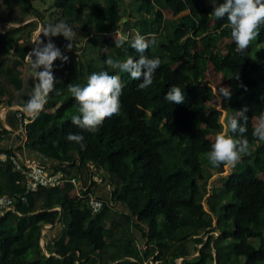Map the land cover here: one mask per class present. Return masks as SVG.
Segmentation results:
<instances>
[{
    "label": "trees",
    "instance_id": "trees-1",
    "mask_svg": "<svg viewBox=\"0 0 264 264\" xmlns=\"http://www.w3.org/2000/svg\"><path fill=\"white\" fill-rule=\"evenodd\" d=\"M35 1L45 3L0 0V25H18L0 26V98L11 99L22 88L19 69L26 65L39 24H69L76 46L64 55L66 61L53 63L54 90L26 126L24 147L53 161L54 172L83 182L87 164H94L108 175L110 195L98 197L104 206L97 216L75 195L71 183L39 188L17 201L14 211L0 216V264H143L151 258L157 264H177L184 257L189 258L180 264H264V241L257 248L248 242L264 230V181L258 177L264 173V141L252 136L254 121L264 112V55L253 57L256 44L264 48V24L241 53L227 18L211 14L212 0H53L44 12ZM222 2L214 0L216 5ZM117 30L121 37L111 38ZM137 33L155 36L156 44L144 54L161 60L153 84L144 90L137 88L142 78L132 80L104 63L109 56L138 60L140 54L131 48ZM49 39L55 45L69 43L63 36L43 41ZM121 39L124 44L118 48L115 41ZM222 43L223 52L218 49ZM209 65L232 93L229 100L219 97L224 122L217 105L211 104L212 88L204 83ZM100 71L119 75L124 87L119 115L105 119L92 133L72 123L78 104L67 86H83L91 73ZM172 85L183 90V103L165 100ZM245 108L250 154L207 196L208 182L225 166L209 163L211 139L224 130L229 116ZM67 112L71 116L65 119ZM69 133L82 135L83 147L68 141ZM24 190V177L0 164V195ZM57 220L61 230L45 242L44 252L42 228ZM134 229L145 240V249L137 246Z\"/></svg>",
    "mask_w": 264,
    "mask_h": 264
},
{
    "label": "clouds",
    "instance_id": "clouds-1",
    "mask_svg": "<svg viewBox=\"0 0 264 264\" xmlns=\"http://www.w3.org/2000/svg\"><path fill=\"white\" fill-rule=\"evenodd\" d=\"M213 2L212 15L222 20L225 17L231 29V38L238 52H246L259 36V29L264 24V0H223L216 5ZM41 34L45 37L63 36L69 43L68 50L73 47L72 41L76 33L72 27L64 21L41 27ZM126 39V38H125ZM124 39L115 41L116 47H122ZM156 44L155 36L146 38L139 33L132 37L131 48L139 53V59L134 60L129 56L126 60H115L107 57L104 63L111 69L121 73H128L132 80L142 82L137 85L139 90H144L153 84V77L161 64L159 57H148L144 53L150 46ZM43 45V46H41ZM11 54V50L9 51ZM34 57V59H33ZM57 59L67 60L60 49L51 41L46 44L40 37L35 46L26 54L29 62L28 77L38 81L28 91L29 99L23 102L24 112L36 118L43 110L50 93L54 90L55 77L52 72L53 63ZM43 68L42 71L38 69ZM68 91L78 104V114L73 115L71 121L74 125L95 133L105 119L119 115L121 109L120 97L124 84L119 75H110L107 71L93 72L87 77L85 85L69 84ZM228 87H220L219 94L226 100L231 99V91ZM165 100L169 103L181 104L184 102V92L178 85L169 87ZM243 109L237 114L229 116L224 125V130L217 132L211 150L207 153L208 161L213 167L222 164L235 167L245 155L250 154V142L244 136L247 132V116ZM243 123H240V120ZM239 134L237 138L234 134ZM254 140L264 141V112H261L253 127ZM67 140L81 144L83 147L84 137L80 134H67Z\"/></svg>",
    "mask_w": 264,
    "mask_h": 264
},
{
    "label": "built area",
    "instance_id": "built-area-1",
    "mask_svg": "<svg viewBox=\"0 0 264 264\" xmlns=\"http://www.w3.org/2000/svg\"><path fill=\"white\" fill-rule=\"evenodd\" d=\"M37 42L38 37L32 36L30 39L32 48ZM43 43L46 44L47 42L43 41ZM66 45L67 43L65 42L56 45L63 56L68 52ZM31 49L29 51H31ZM59 60L60 59H57L54 62ZM25 62L26 64L29 63L26 60V56ZM16 117L19 122V129L25 132V128L31 122L32 117L28 116L22 109L16 112ZM0 164L9 165L13 171L20 173L25 179V190L22 194H17L15 196L0 195V216L7 212L14 211L17 201H24L27 195L36 192L39 188H60L66 183L75 185V195L86 201L87 209L92 216H97L103 209L104 203L94 195L93 191L97 186H104L107 190L110 189V183L106 172L92 163L87 164L89 170L87 183H81L80 185L78 184L80 180L77 178L68 177L61 171H50L46 166L39 163L22 161L16 153H9L8 150H0Z\"/></svg>",
    "mask_w": 264,
    "mask_h": 264
},
{
    "label": "crops",
    "instance_id": "crops-1",
    "mask_svg": "<svg viewBox=\"0 0 264 264\" xmlns=\"http://www.w3.org/2000/svg\"><path fill=\"white\" fill-rule=\"evenodd\" d=\"M27 65L28 64L24 65V67L19 69L21 71L20 79L22 80V83H23L22 88L18 90L17 92H15L13 98L11 99L7 97L0 98V103H1L0 104V124H1L0 125V149L11 150L13 153H16L22 161H30V162L39 163V164L46 166L50 171H54L53 161L44 159L42 158V156H40L35 151H31L24 147L27 141L26 134L24 131L19 129V122L16 117V112L19 111L20 109L23 110V102L24 101L26 102L29 99V96L27 94L28 91H30V89L34 87L36 83H38V81L35 80L33 77H28ZM42 70L43 68L38 69V71H42ZM2 131L5 133H3ZM80 181H78L79 185L81 183L83 184L87 183L88 174L84 182L83 181L80 182ZM93 192H94V195H96L99 198H106L108 197V195H110V189L107 190L106 187L104 186L95 187ZM117 209L120 210L121 212H125V209L121 205H117ZM54 210L59 211L58 208ZM62 225H63L62 222H58V220L55 222L54 225L46 224L44 226L46 229L43 231V234H42L43 238H45V242L57 237L61 230ZM133 234L136 238L137 246L139 248L145 249V246H144L145 240L142 239L140 232L134 229ZM152 260L153 259L151 258L148 261L144 262L143 264H148V263L152 264L151 263ZM178 260L179 262H176V263L180 264L181 260L180 259Z\"/></svg>",
    "mask_w": 264,
    "mask_h": 264
},
{
    "label": "rangeland",
    "instance_id": "rangeland-1",
    "mask_svg": "<svg viewBox=\"0 0 264 264\" xmlns=\"http://www.w3.org/2000/svg\"><path fill=\"white\" fill-rule=\"evenodd\" d=\"M129 1L130 0H125V4H127V3H129ZM41 2L40 1H35V2H33V5L35 6V7H37V8H39V9H41L43 12H44V10L46 9V8H48V5L49 4H53V0H45V3H43V5L42 4H40ZM49 12H52V11H49ZM54 12V11H53ZM45 14V16H48L49 15V13H44ZM164 14H165V17H169V13L168 12H164ZM184 14H186V12L185 13H182L181 15H184ZM31 21H33V19L32 20H28V21H26V22H31ZM212 21H210V25H212ZM48 25V22L46 21L45 22V24H43V25H41V24H39V26H38V29H37V31L33 34V36H36V37H40V39L41 40H43V38L45 37V36H43V34H41V27L42 26H47ZM1 26V28L3 29V28H12V27H17V24H7V23H5L4 25H0ZM111 38H113V39H117V38H120L121 37V34H120V32H119V30H117V31H115L111 36H110ZM254 43V42H253ZM72 45H73V47L75 48V46H76V44H74V43H72ZM77 48H78V46H77ZM255 48H256V51L254 52V54H253V57H254V59L255 60H258V59H256L255 57H257L258 55H259V59H262L263 57H262V55H264V48H263V45H260V46H258L257 44L255 45ZM218 49L220 50V51H224L223 49V43L222 44H220L219 46H218ZM204 83H206L208 86H210L211 88H212V90H213V94H214V98H213V100L211 101V104H216L217 105V109L218 110H220L221 112H222V116H221V120H222V122H224V116H225V113H224V111H222L221 110V108H220V104H221V100H220V94H219V92H218V89L220 88V87H228V84H227V81L222 77V75L221 74H219V73H216L214 70H213V68L209 65V67L207 68V70H206V72H205V75H204ZM71 116V113L70 112H67L66 113V115H65V119H67L68 117H70ZM65 119H62V121H64ZM256 121L257 120H255L254 121V124L256 123ZM214 140H215V138L214 139H211V141L212 142H214ZM231 171H232V167H228V166H224V172L222 173V174H220V175H216V176H214L209 182H208V184H207V189H208V191H207V196L208 195H210L211 193H213V192H215V191H217V190H219L220 188H221V186H222V180L226 177V176H228L230 173H231ZM258 177L261 179V180H263L264 181V173H261V174H259L258 175ZM218 195V193H216V195L215 196H217ZM207 196H205V199H204V201H203V206H204V208H205V210L206 211H208V202H207ZM44 218H48L46 215L45 216H43ZM215 222V221H214ZM214 235L215 236H217V234L216 233H214ZM264 241V230H263V232H262V236L261 237H259V238H252V239H249L248 240V242L251 244V245H253L255 248H257V247H259L261 244H262V242ZM44 243H45V238H43V236H42V238H41V240H40V245H41V247H44ZM177 262H179V260L177 261Z\"/></svg>",
    "mask_w": 264,
    "mask_h": 264
},
{
    "label": "water",
    "instance_id": "water-1",
    "mask_svg": "<svg viewBox=\"0 0 264 264\" xmlns=\"http://www.w3.org/2000/svg\"><path fill=\"white\" fill-rule=\"evenodd\" d=\"M25 23H28V22H25ZM25 23H24V24H25ZM17 26H18V25H17ZM45 229H46L45 227L42 228V234H43V231H44ZM204 241H205V240H204ZM42 248H43V251L45 252L44 247H42ZM187 258H189V257H184V258H181L180 260L187 259ZM151 263H152V264H156L153 260L151 261Z\"/></svg>",
    "mask_w": 264,
    "mask_h": 264
}]
</instances>
